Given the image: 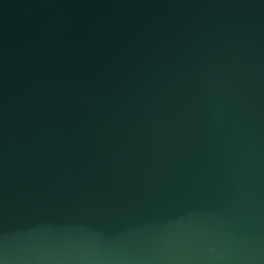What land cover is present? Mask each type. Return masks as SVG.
<instances>
[{"label": "water", "instance_id": "95a60500", "mask_svg": "<svg viewBox=\"0 0 264 264\" xmlns=\"http://www.w3.org/2000/svg\"><path fill=\"white\" fill-rule=\"evenodd\" d=\"M0 264H264V0H0Z\"/></svg>", "mask_w": 264, "mask_h": 264}]
</instances>
